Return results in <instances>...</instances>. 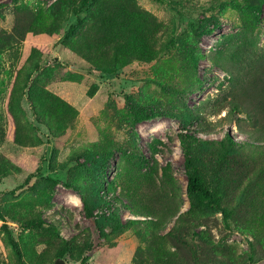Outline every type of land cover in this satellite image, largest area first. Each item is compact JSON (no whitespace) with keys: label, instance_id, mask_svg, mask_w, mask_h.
<instances>
[{"label":"rangeland","instance_id":"374dc122","mask_svg":"<svg viewBox=\"0 0 264 264\" xmlns=\"http://www.w3.org/2000/svg\"><path fill=\"white\" fill-rule=\"evenodd\" d=\"M249 1L97 0L65 39L68 5L0 0V264H264V138L227 107L241 44L264 51V2L255 21ZM132 108L152 117L133 123ZM191 131L234 142L218 169V145L202 158L227 223L186 212Z\"/></svg>","mask_w":264,"mask_h":264},{"label":"trees","instance_id":"16d2710c","mask_svg":"<svg viewBox=\"0 0 264 264\" xmlns=\"http://www.w3.org/2000/svg\"><path fill=\"white\" fill-rule=\"evenodd\" d=\"M58 3L68 5L72 13L76 16V22L69 25L65 33V39H69L75 34L80 25H82V18L80 14L87 10L90 5L97 0H55ZM264 0L249 1L245 7L252 13L255 21L260 20L261 6ZM208 21V20H206ZM216 25L210 26L209 21L202 23L200 26H193L195 37L199 38L203 34H210ZM242 45V55L236 60H233V65L229 68L231 74V84L236 86L234 94H231L230 100L227 102V107L236 114H243L247 121H249V129L241 128L243 131L252 133L251 135L257 139L264 138V51L249 48L246 44ZM240 45V46H241ZM249 48V49H248ZM91 71L96 73H111L113 68L104 65L91 66ZM133 123H137L145 118L152 117L151 114H142L135 108H132ZM241 127V126H240ZM180 147L184 157V168L186 175V196L189 201V208L186 212H194L195 210L211 211L214 213H221L223 221L228 222L231 215L230 209L223 204L225 197L224 182L218 177L216 173L209 174L202 170L203 150L218 145L215 156L210 160V166L218 169L220 161L227 154L228 148L233 147L234 142L227 137L226 141L206 140L198 137L196 132H185L179 137ZM264 144V143H263ZM262 144V145H263ZM170 165L166 164L163 167V176H170ZM264 173V170L261 171ZM142 183L146 187H151L155 178L146 179ZM34 185V176L30 174L24 182L19 185L12 193H17L25 189H29ZM142 186L140 191H142ZM145 187V190H146ZM144 191V190H143ZM87 208V205H85ZM91 217V212L87 211ZM117 219V215H114ZM117 221V220H116ZM134 222L130 219L129 223ZM120 225V221H117ZM8 234L11 245L20 258L21 253L18 244ZM62 255L61 253H58ZM19 264H25L22 261Z\"/></svg>","mask_w":264,"mask_h":264},{"label":"water","instance_id":"95a60500","mask_svg":"<svg viewBox=\"0 0 264 264\" xmlns=\"http://www.w3.org/2000/svg\"><path fill=\"white\" fill-rule=\"evenodd\" d=\"M53 264H66V262L63 258L57 257Z\"/></svg>","mask_w":264,"mask_h":264}]
</instances>
